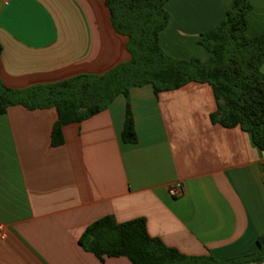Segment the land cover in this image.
<instances>
[{"label": "crops", "instance_id": "0c3cea01", "mask_svg": "<svg viewBox=\"0 0 264 264\" xmlns=\"http://www.w3.org/2000/svg\"><path fill=\"white\" fill-rule=\"evenodd\" d=\"M235 1L170 0L160 46L177 59L209 60L199 39ZM244 1L247 35L259 37L264 0ZM127 42L105 0H0V77L11 89L103 74L131 59ZM127 104L119 95L106 111L66 125L58 147L55 108L12 106L0 115V264H132L101 261L80 245L87 227L110 215L118 223L145 219L151 237L192 257L258 251L264 152L240 127L212 123V87L192 82L159 95L152 85L132 88L135 144L122 139Z\"/></svg>", "mask_w": 264, "mask_h": 264}, {"label": "trees", "instance_id": "16d2710c", "mask_svg": "<svg viewBox=\"0 0 264 264\" xmlns=\"http://www.w3.org/2000/svg\"><path fill=\"white\" fill-rule=\"evenodd\" d=\"M169 1L105 0L115 32L128 38L131 59L103 74H80L22 90L8 88L0 77V115L12 106L28 110L55 108L58 120L52 131V146L58 147L64 144L66 125L106 111L119 95H124L128 104L122 139L126 144H135L130 90L152 85L159 95L195 82L208 84L214 91L217 110L211 115L212 123L228 129L240 127L264 152V34L255 38L247 35L251 5L244 0L235 1L226 19L201 35L199 44L212 55L202 62L197 57L174 58L160 46V35L171 19L166 9ZM2 52L0 44V58ZM79 242L101 261L124 257L132 264L264 263V237L258 239L255 253L224 260L192 257L151 237L145 219L118 223L111 215L87 227Z\"/></svg>", "mask_w": 264, "mask_h": 264}, {"label": "built area", "instance_id": "2783aa9c", "mask_svg": "<svg viewBox=\"0 0 264 264\" xmlns=\"http://www.w3.org/2000/svg\"><path fill=\"white\" fill-rule=\"evenodd\" d=\"M182 193V190L180 187H174V188H171L170 189V194L173 196V197H179ZM5 230H4V227L3 225L0 224V240H3L5 239Z\"/></svg>", "mask_w": 264, "mask_h": 264}]
</instances>
